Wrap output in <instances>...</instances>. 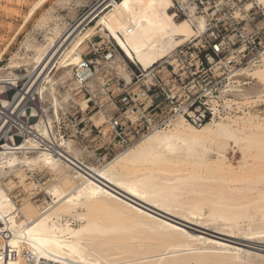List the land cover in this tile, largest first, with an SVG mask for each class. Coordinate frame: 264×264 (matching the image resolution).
Listing matches in <instances>:
<instances>
[{
    "label": "bare ground",
    "instance_id": "obj_1",
    "mask_svg": "<svg viewBox=\"0 0 264 264\" xmlns=\"http://www.w3.org/2000/svg\"><path fill=\"white\" fill-rule=\"evenodd\" d=\"M173 5V0H104L38 47L33 61L0 69V247L19 251L7 264H264L256 251L173 223L176 218L212 227L214 233L243 236L248 243L264 234V119L227 117L214 127L209 125L216 120L198 127L178 116L169 127L154 130L98 166L81 158L73 139L55 133L53 117L58 120L77 105L62 79L84 61V44L102 32L128 59L148 68L198 33L192 20H175ZM92 19L96 24L87 27ZM197 24L199 31L206 28L204 18ZM88 74L85 86L94 93L103 81ZM245 74L258 82L238 89L229 101L262 97L264 62L248 63L237 72ZM117 110L113 100L100 113L108 120ZM230 141L240 146L237 165L226 157ZM214 153L221 158H213ZM37 169L54 174L45 188L50 197L42 207L32 202L34 196L19 205L6 185L13 183L11 175L22 181L29 174L34 178ZM131 224L150 235L127 240ZM245 226L250 233L239 232Z\"/></svg>",
    "mask_w": 264,
    "mask_h": 264
},
{
    "label": "rangeland",
    "instance_id": "obj_2",
    "mask_svg": "<svg viewBox=\"0 0 264 264\" xmlns=\"http://www.w3.org/2000/svg\"><path fill=\"white\" fill-rule=\"evenodd\" d=\"M103 1V0H102ZM101 0H0V69L5 68L10 65L11 62L14 63H23L25 60L33 61L36 55L38 54V47H44L49 44L51 39L56 38L58 35L63 33L65 30L70 28L73 24H75L79 19L89 14L92 10H94ZM236 2L238 0H235ZM233 16L236 19V25L233 27H227V30L223 35L231 36L232 38H237L240 35V31H243L248 37L247 42L238 43L237 48L239 51L235 53V63L239 64L242 62V65L237 66L242 67L246 66L248 63L253 64H261L264 62V4H261L260 1L257 0H244L243 2H238L237 7L234 9ZM108 11V10H107ZM106 11V12H107ZM124 16L123 19L128 21V18ZM111 19L110 16H108ZM98 19V18H97ZM177 22H181L184 20L183 18L175 19ZM97 20H94L92 24L87 27L96 24ZM99 33V32H98ZM102 33V32H100ZM105 37H107L104 33H102ZM95 35H93L89 40H97L95 39ZM88 40V41H89ZM87 41V42H88ZM86 44V43H85ZM84 44V46H85ZM87 45V44H86ZM85 47H83V51ZM239 52L241 53L239 56ZM256 58L254 61L253 59ZM13 59V60H12ZM15 60V61H14ZM263 60V61H262ZM112 64L113 68H117L119 72V76L126 79L124 76L125 73L130 74V79L125 80V82L129 85L133 82L132 76V68L133 65L128 59V57L124 54V52L120 48H115L114 56L109 60ZM135 62V61H134ZM245 62H247L246 65ZM101 66V64H100ZM22 68H25L22 66ZM19 68V72L22 70ZM56 70V69H55ZM54 70V71H55ZM96 70V69H95ZM53 71V72H54ZM99 77L103 81L102 84H106L110 75H105L104 73H98ZM63 83L71 91L72 96L75 98L77 105L73 107L70 111H66L65 113L58 118L55 116L54 125L57 130V134H61L62 136L65 134L64 128L68 127L70 130L67 132L70 136H65V139H73L76 143L75 147L78 154L81 158H84L86 162L91 163L93 165H102L108 163L112 160L118 153L125 148L121 146H115L109 143L110 134L99 140L93 141L92 138L89 139V142L94 146L93 149L87 148V143H84L81 140V137H77L74 126H76L80 120L84 117H90L91 120L97 126H103L104 132H109L111 127L106 124L108 120H105L101 115L100 111L102 106L107 105L109 102L113 101L108 98L105 94L101 103H95L94 101H90L91 94L84 90L80 85H77V81L73 78V72L67 74L63 77ZM28 82V78L21 80V88H23ZM258 82V79L253 75L245 74V75H237L235 79V87L232 89L227 96H225V104L229 109V113L224 116V118H215V122L209 126L214 127V125L223 119L229 118H240V117H252L255 119H264V93L262 97H254L250 101L237 100L229 101V99L235 98L233 93L237 92L238 89H242L244 86H249ZM264 91V83L261 82ZM136 96L139 98L143 97L144 91L143 88L134 87ZM89 90V89H88ZM236 90V91H235ZM15 90L10 89L9 93L14 94ZM90 92V91H89ZM87 94V95H86ZM253 99H255L253 101ZM101 100V99H100ZM27 101V100H26ZM90 101V103H89ZM115 101V100H114ZM239 101V102H237ZM224 103V101H222ZM1 103V102H0ZM27 103V102H26ZM117 103V102H116ZM50 103H48L49 105ZM248 104V105H247ZM23 104H21L22 107ZM34 105L33 103H29L28 106ZM47 105V106H48ZM50 106V105H49ZM54 108L52 106L49 108V114H54ZM51 111V112H50ZM53 111V112H52ZM66 114V115H65ZM74 115L72 117L73 122H67V118L69 115ZM94 115V116H93ZM15 116V114H13ZM64 117V118H63ZM75 117L77 119H75ZM63 118V119H62ZM103 120H102V119ZM213 122V120L208 121ZM57 123V124H56ZM89 124V123H88ZM57 127V128H56ZM199 127V126H198ZM72 135V136H71ZM1 137V136H0ZM17 140H20L19 137H16ZM77 140V141H76ZM137 142V141H136ZM135 142V143H136ZM2 145V144H1ZM212 157L215 159H220L221 157L214 153ZM226 157L230 160L234 165H237L241 158V150L240 146L235 145L233 141H230V145L226 151ZM13 179V183H9L6 185V189L9 190L11 197H14L15 201H18L19 205L23 203H27L28 199L34 196V201H32L36 205H44L43 200L47 197L49 199L50 194L47 193L45 188L49 186L53 179L54 174H52L49 170H41L37 169L34 173V178L27 177L25 180H20L18 176L11 175ZM10 176V177H11ZM10 178L5 180L9 181ZM34 179V180H33ZM36 183L35 184H33ZM11 184V185H10ZM47 199V201H49ZM51 200V198H50ZM208 211L206 210V215ZM173 220V218H172ZM73 225L80 224L79 221H73ZM75 223V224H74ZM77 223V224H76ZM174 224L179 227L190 231L195 232L197 234L211 237L213 239H220L222 242H225L231 246L241 247L247 250L252 251L253 253H260L262 257H264V234H257L251 240L253 243H248L249 241H244L243 236L240 239L230 238L225 235H220L216 232L212 227H207L206 229L202 227L192 225L186 223L180 219L174 218ZM198 224V223H197ZM128 229L125 232L127 234V240L134 242L137 238L134 237V234L138 235V237H142L143 235L149 236L150 233L146 231L145 228L141 226L128 225ZM209 228V229H208ZM143 229V230H141ZM245 229V230H244ZM136 230V231H134ZM138 230H140L138 232ZM250 233V229L248 227H244L241 231ZM141 231H145L141 233ZM138 232V233H135ZM218 232V231H217ZM244 232V233H245ZM133 234L129 236L128 234ZM143 234V235H142ZM260 239V240H259ZM256 240V241H255ZM259 242V243H258ZM230 243V244H229ZM255 243V244H254ZM257 243V244H256ZM263 243V244H262ZM261 244V245H260ZM184 249V248H183ZM259 251V252H257ZM183 254L184 252H180ZM185 253H187L185 251ZM261 259H264L262 258ZM256 260L254 264H262Z\"/></svg>",
    "mask_w": 264,
    "mask_h": 264
},
{
    "label": "built area",
    "instance_id": "obj_3",
    "mask_svg": "<svg viewBox=\"0 0 264 264\" xmlns=\"http://www.w3.org/2000/svg\"><path fill=\"white\" fill-rule=\"evenodd\" d=\"M173 1L170 11L176 15V19L192 20L198 33L175 47L156 64L148 68L133 67L132 84L128 85L124 78L118 79L117 87L121 92L113 98L118 104V110L106 123L111 130L105 133L103 126L95 125L90 117L82 118L74 126L75 133L87 143V148L94 150L87 138L99 141L110 134L109 143L127 148L154 130L169 127L178 116H183L195 126H202L217 117L224 118L229 113L225 96L235 87L237 72L240 70L237 66L242 65V62L236 64L233 57L239 51L237 44L247 42L250 36L243 31H240L237 38L223 34L227 30L226 26L236 25L233 12L238 2L244 0ZM199 18L206 21L203 31L198 28ZM94 64L93 60L84 58L81 65L74 68L73 78L87 92L89 90L85 83L89 77L88 72L93 73ZM134 87L143 88L142 98L136 96ZM128 88L134 89L128 91ZM73 116L70 114L67 122L72 123ZM17 119L15 122H18ZM69 130L68 127L64 128V137L70 136L67 134ZM47 141L50 148L54 149V142ZM18 256L16 248L0 247V264H7Z\"/></svg>",
    "mask_w": 264,
    "mask_h": 264
},
{
    "label": "crops",
    "instance_id": "obj_4",
    "mask_svg": "<svg viewBox=\"0 0 264 264\" xmlns=\"http://www.w3.org/2000/svg\"><path fill=\"white\" fill-rule=\"evenodd\" d=\"M95 39L97 40L91 39L86 42L87 45L85 44L84 46L85 50L83 51V58L93 60V62L95 63L93 73L98 74L99 72H101L104 73L106 76H111L108 78L107 83L105 85L101 84V86H99L98 90L96 91V94L93 95L91 94V92H87V94L90 93L92 95L88 99L98 104L101 103L105 94L110 100H113L114 96L121 92V89L117 87V81L118 79H122V77L119 76L118 69L113 68L112 64L109 61L114 56L115 48H119L116 42L112 38L105 37L100 32L97 33ZM131 63L135 68L142 67L137 62L131 61ZM133 89L134 88H128V91H132Z\"/></svg>",
    "mask_w": 264,
    "mask_h": 264
}]
</instances>
